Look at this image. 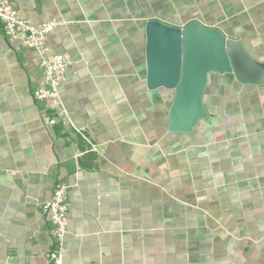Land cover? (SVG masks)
<instances>
[{"label": "crops", "instance_id": "crops-1", "mask_svg": "<svg viewBox=\"0 0 264 264\" xmlns=\"http://www.w3.org/2000/svg\"><path fill=\"white\" fill-rule=\"evenodd\" d=\"M54 21L61 106L35 100L36 54L0 27V264H47L41 205L70 186L62 264H264V83L210 73L207 118L168 130L146 86L145 24L197 22L264 63V0H10Z\"/></svg>", "mask_w": 264, "mask_h": 264}, {"label": "water", "instance_id": "water-1", "mask_svg": "<svg viewBox=\"0 0 264 264\" xmlns=\"http://www.w3.org/2000/svg\"><path fill=\"white\" fill-rule=\"evenodd\" d=\"M144 30L146 86L173 91L170 132L189 133L207 118L202 98L208 74H232L240 84L264 83V63L216 28L195 21L175 27L151 20Z\"/></svg>", "mask_w": 264, "mask_h": 264}, {"label": "built area", "instance_id": "built-area-1", "mask_svg": "<svg viewBox=\"0 0 264 264\" xmlns=\"http://www.w3.org/2000/svg\"><path fill=\"white\" fill-rule=\"evenodd\" d=\"M55 26L54 21L35 25L21 19L10 0H0V27L9 39L20 37L21 43L35 52L42 79L34 90L33 97L45 103L49 109H57L61 106L59 88L65 81L69 65L63 55H50L48 52L46 40ZM69 188L66 183H58L50 201L41 205V211L49 217L52 226L53 248L47 254V264H62Z\"/></svg>", "mask_w": 264, "mask_h": 264}]
</instances>
